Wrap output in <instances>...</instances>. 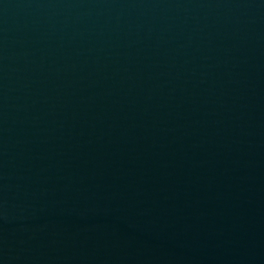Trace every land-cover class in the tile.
Segmentation results:
<instances>
[{"label": "water", "instance_id": "water-1", "mask_svg": "<svg viewBox=\"0 0 264 264\" xmlns=\"http://www.w3.org/2000/svg\"><path fill=\"white\" fill-rule=\"evenodd\" d=\"M0 264H264V0H0Z\"/></svg>", "mask_w": 264, "mask_h": 264}]
</instances>
